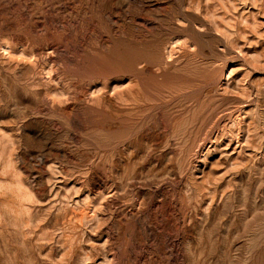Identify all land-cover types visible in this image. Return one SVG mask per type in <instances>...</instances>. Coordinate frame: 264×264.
<instances>
[{
  "label": "rangeland",
  "instance_id": "rangeland-1",
  "mask_svg": "<svg viewBox=\"0 0 264 264\" xmlns=\"http://www.w3.org/2000/svg\"><path fill=\"white\" fill-rule=\"evenodd\" d=\"M0 264H264V0H0Z\"/></svg>",
  "mask_w": 264,
  "mask_h": 264
}]
</instances>
